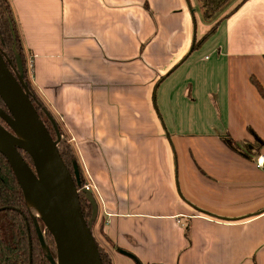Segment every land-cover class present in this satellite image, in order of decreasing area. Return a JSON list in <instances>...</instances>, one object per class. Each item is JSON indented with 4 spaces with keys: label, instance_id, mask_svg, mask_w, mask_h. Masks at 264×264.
I'll return each instance as SVG.
<instances>
[{
    "label": "crops",
    "instance_id": "crops-1",
    "mask_svg": "<svg viewBox=\"0 0 264 264\" xmlns=\"http://www.w3.org/2000/svg\"><path fill=\"white\" fill-rule=\"evenodd\" d=\"M9 2L113 264H264V0Z\"/></svg>",
    "mask_w": 264,
    "mask_h": 264
},
{
    "label": "water",
    "instance_id": "water-1",
    "mask_svg": "<svg viewBox=\"0 0 264 264\" xmlns=\"http://www.w3.org/2000/svg\"><path fill=\"white\" fill-rule=\"evenodd\" d=\"M189 6L190 2L188 0ZM190 10L193 9L190 6ZM197 25L194 22V37ZM189 50L193 51V46ZM23 59L16 54V64L9 65L8 58L0 47V96L7 110L0 106V152L9 161L26 197L39 211L34 217L40 240L43 233L38 223L40 217L52 233L57 249V259L49 257L52 264H103L99 246L91 228L99 214V204L94 193L82 191L92 205V215H84L80 190V174L73 175L63 159L59 141L61 133L56 121L47 113L56 132V139L32 100L29 86L25 82ZM20 149L33 160L28 163ZM223 218V217H219ZM30 264L32 247L30 245Z\"/></svg>",
    "mask_w": 264,
    "mask_h": 264
},
{
    "label": "trees",
    "instance_id": "trees-1",
    "mask_svg": "<svg viewBox=\"0 0 264 264\" xmlns=\"http://www.w3.org/2000/svg\"><path fill=\"white\" fill-rule=\"evenodd\" d=\"M234 1L235 0H199L204 17L210 21H214L216 19V22L213 27L200 39H195L193 51L200 48L203 43L215 32L220 21L221 13L229 8ZM238 6L239 5L235 8ZM192 16L194 17V14H192ZM0 47L5 52L9 65L16 64V54H19L23 59L25 68L26 56L9 0H0ZM26 76L25 69L24 78L32 91V100L42 116V114L45 113L46 108L43 109L41 107L40 100L35 94H33L34 91ZM164 77L165 75L162 76L159 81H161ZM256 84L259 86L261 91L264 92L261 84L257 82ZM0 106L7 110L1 96ZM46 118V124L48 121L51 125H53L48 116H46ZM55 121L59 127L60 133L62 134V129L60 128L57 120ZM0 122L5 127L9 128L8 124L3 119L0 118ZM48 128L53 135L54 132L52 131H55V129H53L54 127H52V130L51 127L48 126ZM54 138L56 139V137ZM58 146L61 155L72 174H75L76 169L79 172L80 184L77 186L79 189H82V183H85L86 180L84 179L82 169L76 156L74 155V152L72 149H68V147L67 149L65 148L64 151L61 150L60 142ZM20 151L28 163L34 168L33 160L30 155L22 149H20ZM80 199L84 215L88 219L92 215V205L83 191H80ZM30 203L31 201L23 192L9 161L6 156L0 152V264H30V245L32 247V264H52L49 259L50 256L57 259L55 239L52 233L46 228L42 219L37 217L43 233L44 243L40 240L34 222L35 216L32 213ZM87 206L89 209L86 208ZM100 231L103 235L106 234L104 232L103 225H101ZM45 245L47 250H45ZM98 246L103 264H113V259L109 252L106 251L100 244H98Z\"/></svg>",
    "mask_w": 264,
    "mask_h": 264
},
{
    "label": "rangeland",
    "instance_id": "rangeland-1",
    "mask_svg": "<svg viewBox=\"0 0 264 264\" xmlns=\"http://www.w3.org/2000/svg\"><path fill=\"white\" fill-rule=\"evenodd\" d=\"M190 6H191V8L193 9V12H194V18H195V23H196V25L198 24V32H197V39H200L202 36H200L201 35V26L202 25H205L206 23H208V24H212V26H211V28L213 27V25H214V23L216 22V19L214 20V21H210V20H208V19H206L205 17H204V15H203V13H202V8H201V4H200V2H199V0H190ZM210 28V29H211ZM209 29V30H210ZM208 30V31H209ZM198 37H200V38H198ZM210 38V37H209ZM206 42V41H205ZM204 44V43H203ZM199 49V48H198ZM198 49H197V51H198ZM25 69H26V78H27V80H28V82L30 83V85L32 86V89H33V83H32V75H31V72H30V66H29V64H28V60L27 59H25ZM25 79V78H24ZM25 82L27 83V81L25 80ZM28 85V84H27ZM29 86V85H28ZM31 90V89H30ZM33 94H35L37 97H38V99L40 100V105H41V107L44 109V108H46V105H45V103L40 99V97L36 94V92H35V90L33 89ZM31 94H32V91H31ZM50 111L46 108V110H45V113L44 114H42V117H43V119L44 120H47V118H46V116H47V113H49ZM46 122V121H45ZM47 124H48V126L49 127H51V130H52V127H53V125H51L48 121H47ZM54 129V128H53ZM52 132H54L53 133V135H54V137H57L56 136V134H55V131L53 130ZM62 135V134H61ZM63 139V140H62ZM60 142V148H61V150H65V148L67 149V147H68V149H71V147H70V145H71V143L70 142H68V140H66V138H64V137H61V140L59 141ZM84 175V174H83ZM84 179L86 180V177H85V175H84ZM87 184H89V182H88V180H86L85 181V183H82V189H79L80 191H82L84 188H86V185ZM30 207H31V210H32V213L35 211V209H36V207H35V205L33 204V203H30ZM87 209H89L88 208V206L86 207ZM86 209V210H87ZM34 215V214H33ZM35 216V215H34ZM88 219H90V218H88ZM91 228H92V230H93V234H94V236H95V239H96V241L98 242V244H100L106 251H108L109 252V254H110V256L112 257V252H111V247H110V245L107 243V241L105 240V238H104V236H102L101 235V233H100V231H99V226H98V223L96 224V222L94 223V224H92V226H91ZM45 238H46V236H45ZM45 250H47V248H46V245H45ZM113 259V258H112Z\"/></svg>",
    "mask_w": 264,
    "mask_h": 264
},
{
    "label": "built area",
    "instance_id": "built-area-1",
    "mask_svg": "<svg viewBox=\"0 0 264 264\" xmlns=\"http://www.w3.org/2000/svg\"><path fill=\"white\" fill-rule=\"evenodd\" d=\"M28 64H29V66H30V72L32 71V62L31 61H28ZM32 73V72H31ZM258 164L260 165V166H264V156H260L259 158H258ZM86 188H88V189H90L91 191L93 190V185L92 184H87L86 185Z\"/></svg>",
    "mask_w": 264,
    "mask_h": 264
},
{
    "label": "bare ground",
    "instance_id": "bare-ground-1",
    "mask_svg": "<svg viewBox=\"0 0 264 264\" xmlns=\"http://www.w3.org/2000/svg\"><path fill=\"white\" fill-rule=\"evenodd\" d=\"M34 215L38 216L39 215V211L37 209H35V211L33 212Z\"/></svg>",
    "mask_w": 264,
    "mask_h": 264
}]
</instances>
